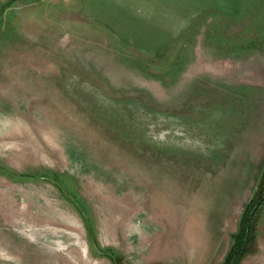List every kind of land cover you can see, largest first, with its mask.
Here are the masks:
<instances>
[{"label": "rangeland", "instance_id": "obj_1", "mask_svg": "<svg viewBox=\"0 0 264 264\" xmlns=\"http://www.w3.org/2000/svg\"><path fill=\"white\" fill-rule=\"evenodd\" d=\"M263 169L264 0H0V264H222Z\"/></svg>", "mask_w": 264, "mask_h": 264}, {"label": "trees", "instance_id": "obj_2", "mask_svg": "<svg viewBox=\"0 0 264 264\" xmlns=\"http://www.w3.org/2000/svg\"><path fill=\"white\" fill-rule=\"evenodd\" d=\"M264 207V169L259 190L244 207L238 231L222 264H241L242 260L254 250L256 243L257 221ZM109 255V253L107 254ZM110 256V255H109Z\"/></svg>", "mask_w": 264, "mask_h": 264}]
</instances>
